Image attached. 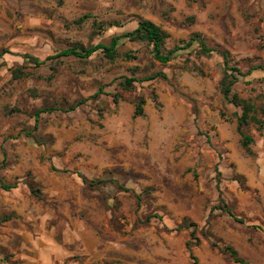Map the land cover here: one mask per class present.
<instances>
[{
    "label": "rangeland",
    "instance_id": "1",
    "mask_svg": "<svg viewBox=\"0 0 264 264\" xmlns=\"http://www.w3.org/2000/svg\"><path fill=\"white\" fill-rule=\"evenodd\" d=\"M141 19L168 34L166 51L184 49L166 64L125 39L111 61L24 58L106 44ZM195 34L211 53L185 48ZM1 50L0 178L18 186L0 190V216L17 213L0 221L1 257L13 248L17 264H193L190 254L197 264H234L230 246L264 264V70L233 86L262 122L244 128L249 151L236 129L241 110L219 85L223 52L243 73L264 68V0H0ZM157 72L165 78L121 86ZM138 98L144 115L133 117ZM49 108L58 110L35 123ZM223 203L232 216L217 209ZM52 242L58 254L34 252Z\"/></svg>",
    "mask_w": 264,
    "mask_h": 264
},
{
    "label": "trees",
    "instance_id": "2",
    "mask_svg": "<svg viewBox=\"0 0 264 264\" xmlns=\"http://www.w3.org/2000/svg\"><path fill=\"white\" fill-rule=\"evenodd\" d=\"M79 21H82V18L79 19ZM194 36L195 37H192L189 40V42L186 44L185 48H189L193 43L196 42L200 46L201 52L209 54L213 51V50L207 48L205 43L199 39L198 35L195 34ZM167 38H168V34L165 31H163L159 26H157L156 24H154L153 22H151L149 20H144V19L142 20L141 19L137 22V26L135 29L128 31V32H125L121 35H117V36L112 37L107 45L96 44V45H93L90 47L73 45V46H71L67 49H64L61 52L57 53L55 56L50 57V58H46L43 61L39 60L38 58L31 57L28 55H25L24 58H29L32 60V62L35 66H40V65L44 64L45 61L53 60V59L58 58V57H75L78 59H88L92 55H94L95 53L100 52L104 55L105 58H107L108 60L111 61V60L115 59V57L117 56V48L120 44V41L125 39V40H128L130 42H134V41L144 42L147 45L151 46V48H152L151 54H152L153 59L156 60L157 62L161 63V64H166L172 60L174 54L177 51L184 49V47L174 46L171 50L166 51L164 49V46H165V42H166ZM5 53H7L6 50L0 51V58ZM222 56H223V64H224V74H223V77L219 83L220 93L222 94L223 98L226 101H229L233 106L240 108L241 114L236 115V121H237L236 129H237L238 135L240 136L241 147L244 150L249 151V147L252 144L253 140L249 135H247L245 133L244 128H246L250 124V122L256 123L261 127L262 122H259V120H257V118L255 117L254 106L252 104L240 99L235 93H233V86L238 82L240 77H247L253 71L264 70V68H262V67L250 68L246 73H243L238 68L232 67L229 65V60L227 58L226 53L223 52ZM125 57H129V56L125 55ZM23 75L24 74L20 70H17L14 72V77H16V78H20ZM158 77L165 78V76L162 73L157 72V73H154L153 75L146 76L142 79L125 78L124 81L121 83V86H122V88L129 90V89H131L133 83L147 82V81L154 80ZM100 93H101V89L98 90L97 92H95L88 99H86V98L82 99V100L76 102L74 105L69 106L68 108H66L64 110L60 109V111H63V112L74 111L77 107L84 104L89 99L96 98L98 95H100ZM144 103L145 102L142 98H138L136 100V102L134 103L135 108H134L133 117H142L144 115V111H143ZM54 110H58V109L49 108V109H43V110L36 111L34 122L37 123L40 113L54 111ZM263 113H264V111H263ZM82 181L84 183H88V181L84 178H82ZM100 183H103V182L102 181H90V184H93V185H98ZM11 187L12 186H6V185L2 186L3 189H8ZM30 188H31V193L34 196L39 198V190L34 189L31 186H30ZM125 191H127V190H125ZM136 197L138 200L140 199L139 195H137ZM217 209L223 210L224 212H226L227 214L232 216L230 214V211L228 210L227 206L224 203H223L222 208L218 207ZM236 221L239 223H242V221H240V220H236ZM178 229H181V227H178ZM194 234H195V229H193L191 231V236H194ZM188 251L191 253L192 247L188 246ZM224 251L229 254L231 261L234 264H249L248 262H246L245 260L240 258L238 256L237 252L232 247L225 246ZM190 256H191V259L193 261V264H197V259L192 254H190Z\"/></svg>",
    "mask_w": 264,
    "mask_h": 264
},
{
    "label": "crops",
    "instance_id": "3",
    "mask_svg": "<svg viewBox=\"0 0 264 264\" xmlns=\"http://www.w3.org/2000/svg\"><path fill=\"white\" fill-rule=\"evenodd\" d=\"M98 44H105V43H98ZM108 43H106L105 45H107ZM2 51V50H1ZM7 51V50H6ZM97 53H100V52H97ZM97 53H95V54H97ZM5 54H9V52L7 51V53H5ZM4 54V55H5ZM94 54V55H95ZM93 56V55H92ZM75 58V57H74ZM40 115V114H39ZM4 162H5V159L3 158L2 160H1V163H0V171L4 168ZM79 175V174H78ZM81 178H84V177H82L81 176ZM84 179H86V178H84ZM87 180V179H86ZM4 185H6V186H12L11 188H8V189H3L2 188V186H4ZM18 186L16 185V183H7V182H4L1 178H0V190L2 191V192H4V193H6V192H9V191H12V190H14V189H16ZM6 214H4V215H1L0 216V221L3 223V222H10V220L12 219V218H14V216L17 214L16 213V211L15 210H7L6 212H5ZM23 226V225H22ZM2 245V244H1ZM24 245H25V243H23V246H22V248H24ZM55 244L52 242V243H47L46 245H45V247H41L40 245H35V250H34V252H36L37 254H39V255H42V257L44 256V257H48V258H50V256H52V255H56V254H58L59 253V251H57V252H55ZM1 249H2V247H1ZM6 249L8 250V248H7V246H6ZM29 249V248H28ZM3 252H4V250H3ZM5 253V252H4ZM12 254H14V252H13V248H10V251H8V253H5V256L7 255V256H10V257H8V258H6V259H4L3 257H1L0 256V264H17V259H21V256L20 255H15L14 254V257L12 256ZM11 257H12V259H11ZM23 257V256H22ZM19 263H21V262H18V264ZM66 264H73V261H67V262H65ZM22 264H54V263H52V262H49V263H44V260H42V262L41 261H36V262H33V263H31V262H24V260L22 261Z\"/></svg>",
    "mask_w": 264,
    "mask_h": 264
}]
</instances>
